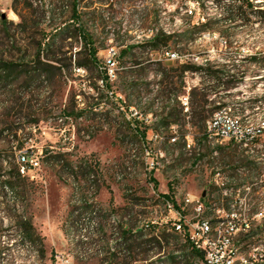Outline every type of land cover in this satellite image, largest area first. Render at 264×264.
I'll list each match as a JSON object with an SVG mask.
<instances>
[{
  "label": "rangeland",
  "instance_id": "374dc122",
  "mask_svg": "<svg viewBox=\"0 0 264 264\" xmlns=\"http://www.w3.org/2000/svg\"><path fill=\"white\" fill-rule=\"evenodd\" d=\"M147 1L156 10L153 22L160 26L175 25L184 30L196 26L177 9L167 17L161 15L166 11L165 1L163 6ZM12 2L1 0L0 9L9 20L19 23V17L11 10ZM250 2L255 8L242 12L250 22L238 23L228 33L226 25L203 27L192 40L168 45L169 50L187 56L191 64L201 66L210 61L216 66L228 65L235 73L236 69L245 73L243 84L227 96L221 91L217 101H241L245 116H250L239 122L231 115L234 110L216 112L222 121L233 123L243 133L262 128L264 122V105L251 108L255 99L264 96V68L250 59L256 56L261 64L264 58V22L259 14L264 12V0ZM199 11L205 24L226 14L214 0H203ZM80 12L98 48L100 66L105 68L106 0H84ZM71 16L67 13L65 19ZM127 41L121 39V44L127 45ZM80 48V42L70 47L73 55ZM158 58V54L148 51L121 58L111 82L114 102L109 99L111 95L107 97L108 89L95 68L83 69V74L74 68L65 69L66 77L60 83L48 89L44 85L25 98L19 88L12 101L0 92V264H204L189 256L184 236L173 230L172 224L178 213L188 219L194 216L193 205L185 207L188 198L206 205H223V201L212 199L213 175L217 168L230 174L239 158L222 154L216 162L209 160L211 152L203 146L208 140L207 131L190 125L189 117L180 125L156 131L167 103L157 77L159 70L179 67L169 61L158 62ZM232 65H237L236 69ZM185 82V89L177 86L181 105L190 90L199 87L200 77L188 74ZM98 104L101 106L94 110L96 114L66 116L70 112L76 115L90 111ZM150 110L153 112L147 114ZM186 113L184 109L183 114ZM136 127L145 133V139L134 136ZM187 138L195 144L193 153L186 151ZM256 149L264 152V136ZM22 151L35 154L40 167L24 176L26 192L16 196L5 183L14 166H19ZM47 153L51 160H47ZM261 165L264 168V161ZM241 173L248 174L244 170ZM246 186L235 214L242 221L250 218L264 225V217L252 214L255 208L257 214L264 213V175L256 189ZM168 194L175 203L172 209L163 198ZM209 213L212 218L214 213ZM22 216L31 219L43 241V253L40 244L29 242L18 229ZM124 231L136 238L140 249L129 250ZM162 231L165 239L158 238ZM141 233L146 236L141 237ZM242 251L236 261L261 264L264 234L244 243Z\"/></svg>",
  "mask_w": 264,
  "mask_h": 264
},
{
  "label": "trees",
  "instance_id": "16d2710c",
  "mask_svg": "<svg viewBox=\"0 0 264 264\" xmlns=\"http://www.w3.org/2000/svg\"><path fill=\"white\" fill-rule=\"evenodd\" d=\"M214 1L218 6H222L226 10V14L222 19H214L200 26L190 25L191 27L184 30L183 33L174 36L162 34L155 41H149L141 47H134L131 50L122 51L119 60L127 56L135 57L139 53L145 54L148 50L159 52L164 48H168L170 42L173 45H179L183 41L192 40L195 33L199 30L201 31L203 27L213 28L226 25L229 26L225 31L228 33L230 27L249 21L247 15L242 13L244 9L255 8V5L250 0ZM49 3L50 9L46 11L42 6H35L32 0H13L11 10L19 17V23L9 20L0 9V92L9 101H12V97L16 96V88H19L23 90L21 97L25 98L28 94L39 91L44 85H48L47 87H43L48 89L51 85L60 83L66 77L65 69L95 68L99 70V78L108 89L107 97L111 95L109 99L114 102L115 93L112 90L107 69L106 67L103 68L100 66L98 48L95 46L92 35L89 34L82 21L80 12L81 2L77 0H49ZM67 13H72V16L65 19ZM259 14L261 15V21L264 22V12H260ZM68 41L72 48L74 47V43H81V48L74 55L68 45ZM69 54L71 55L68 57ZM74 58H76L75 63L73 61ZM250 59L260 69L264 68V58L261 64L256 56ZM232 66L235 69L237 67V65ZM236 71L238 73L230 70L228 65L216 66L210 61H207L205 65L201 66L188 62L179 65L176 69L161 68L157 77L160 80L162 91L166 95L167 103L162 109L156 131H160L161 128H169L172 125H180L181 122L189 117L190 120L188 123L190 125L206 132L209 119L216 112L223 110L230 112L234 110V113L231 115L232 117L239 118V122L242 120V117L248 118L250 115L245 116L246 110L243 107V102L226 103L224 101H217L218 94L221 91L227 93V96L230 90L236 89L243 84L245 73H240L239 69H236ZM188 74L198 75L200 77V85L190 90L188 95L189 111L183 114L184 107L179 101L180 96L177 93V86L179 85L182 89L186 88L185 80ZM258 76L255 75V77ZM212 96L216 97L212 99ZM220 100H223V98L220 97ZM257 104L264 105V96L255 99L251 108H254ZM100 106L98 104L97 107L90 109V111L84 109L85 111H81L76 115H74V112H70L66 116L68 118H80L88 113H95L94 110H97ZM152 112L150 110L147 114H151ZM137 128L133 130L135 133L134 136L145 139V133H141ZM18 132L19 130L16 131V134ZM263 136L264 122L262 128L255 129L251 133H242L240 140L250 142L247 149L239 151V149L244 148L242 143L234 144L228 149L222 150L221 155L229 154L231 156V154H235L239 158V162H236L237 166L230 170V174H227L230 182L237 187L249 184L256 189L255 187L260 182L261 177H263L264 168L261 164L264 161V152L256 149ZM51 157V154H48L47 160H51ZM261 158L262 161L260 162L259 159ZM89 168L94 173V170H92L93 167L89 165ZM241 170H244V172L247 171L248 174L241 173ZM25 181V177L20 172V166L15 165L12 176L6 181L5 187L12 194L19 196L26 192L27 187ZM211 193L216 194L219 200L222 198L221 193L213 187ZM163 198L166 202L175 204L170 194L163 195ZM225 200L227 202L228 198H225ZM257 212L255 208L252 214L256 215ZM18 229L29 242L40 244L42 253L44 252L43 241L36 233L29 217L22 216L20 218ZM164 232H160L158 238L165 239ZM262 234H264V225L252 221L250 230L246 233L242 232L237 238L238 252L240 254L243 252L242 245L244 243L251 242ZM140 236L144 237L146 235L141 233ZM123 238L130 251L141 248L136 238L130 236L129 231H124ZM184 238L189 256L195 260L204 261V254L195 251L189 239L187 237ZM260 260L262 262L261 264H264V255H261ZM237 264L240 263L238 262Z\"/></svg>",
  "mask_w": 264,
  "mask_h": 264
},
{
  "label": "built area",
  "instance_id": "2783aa9c",
  "mask_svg": "<svg viewBox=\"0 0 264 264\" xmlns=\"http://www.w3.org/2000/svg\"><path fill=\"white\" fill-rule=\"evenodd\" d=\"M77 1L82 2L84 0ZM180 1L165 0V17L168 13L177 9L182 12L184 17H189V22L195 23L196 26L205 24L206 20L199 15L200 2L203 0H182V5L178 6ZM32 3L35 6L44 7L46 11L50 9L49 0H32ZM106 4L107 13L103 15L106 23V69L111 82L115 78L114 68L118 65L122 51L133 49L135 41L141 39L155 41L162 34L174 36L184 32V29L176 28L174 24V27L160 26L158 22H153V12L156 10L150 8L147 0H106ZM124 26H136V35L125 36ZM121 39H128V46H121ZM148 52L152 55L154 53L158 54V62L169 61L183 65L190 61L187 56L180 54L178 50L173 51L164 48L159 52L154 50H148ZM74 70L79 74H83L77 68ZM182 105L186 112L189 111L188 97L184 99ZM219 114L216 113L208 123V140L203 143V146L211 152L208 158L213 162L220 159L222 150L228 149L234 144L243 143L244 148H248L250 144L248 141L243 142L240 140L243 132L237 130L233 123L222 121ZM134 115H137V112ZM185 143L186 151L193 153L195 150L194 142L187 138ZM19 166L21 174L26 176L40 167V161L32 152L22 151L19 154ZM225 173L226 171L217 168L212 183V187L221 193L222 198L219 200L216 198V194H211L212 199H218V202L223 201V205L218 203L221 206H211L202 203L201 200L192 201L188 198L185 200V207L193 205L194 216L188 219L178 213V218L172 224L173 230H178V234L189 239L195 251L204 254V264H237L238 262L242 264L241 261H236L240 256L237 238L242 232H248L252 223L250 218H245L242 221L238 218L239 215L235 214L239 209L240 198L245 195L242 188L246 185L237 187L230 182ZM225 198H228L227 202ZM173 205V203L167 202L169 209H172ZM209 211L214 213L212 218H210ZM221 214H225L226 217ZM258 216L264 217V213L255 215V217Z\"/></svg>",
  "mask_w": 264,
  "mask_h": 264
},
{
  "label": "bare ground",
  "instance_id": "6f19581e",
  "mask_svg": "<svg viewBox=\"0 0 264 264\" xmlns=\"http://www.w3.org/2000/svg\"><path fill=\"white\" fill-rule=\"evenodd\" d=\"M151 3H155L157 4L158 6H163L164 5V1L165 0H149ZM201 3L200 2V7H201ZM154 6V5H153ZM156 7V6H155ZM199 7V9H200ZM157 8V7H156ZM200 12V11H199ZM106 13H107V4H106ZM165 15V13H162L161 15ZM124 35L125 36H135L136 35V26H124ZM150 39H141V40H138V41H135L134 43V47H141L143 44L149 42ZM128 42V41H127ZM121 46H128V44H121ZM77 70L81 73H86L85 70H83L82 68H77ZM18 162H19V157H18ZM93 223H92V227H93ZM178 232V230H176Z\"/></svg>",
  "mask_w": 264,
  "mask_h": 264
}]
</instances>
